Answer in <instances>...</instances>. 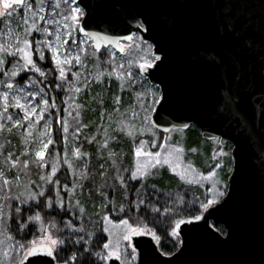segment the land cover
Instances as JSON below:
<instances>
[{
	"label": "water",
	"instance_id": "water-1",
	"mask_svg": "<svg viewBox=\"0 0 264 264\" xmlns=\"http://www.w3.org/2000/svg\"><path fill=\"white\" fill-rule=\"evenodd\" d=\"M217 2L75 0L84 11L77 32L91 40L95 51L110 46L124 54L126 43L139 34L143 42L152 45L153 57L160 55L158 48L167 52L160 68L150 64L139 67L140 74L160 91L150 114V122L159 132L192 124L204 139L218 138L221 146L231 143L232 167L225 195L215 204L206 203L201 212L175 221L180 244L167 255L159 249L154 233L132 229L127 242L137 254L134 264H264V94L257 87L245 94L239 109L222 106L225 69L206 54L222 52L215 33ZM236 3L247 6L245 12L250 9L258 17L264 15V10L252 7L264 0ZM137 20L144 22L147 30L138 28ZM227 74L229 81L234 80L230 68ZM256 76L264 79L259 71ZM193 216L200 219H190ZM218 224L224 227L223 233ZM65 262L58 261L55 254L26 252L17 264ZM104 264L123 263L118 255L110 254Z\"/></svg>",
	"mask_w": 264,
	"mask_h": 264
},
{
	"label": "rangeland",
	"instance_id": "rangeland-1",
	"mask_svg": "<svg viewBox=\"0 0 264 264\" xmlns=\"http://www.w3.org/2000/svg\"><path fill=\"white\" fill-rule=\"evenodd\" d=\"M27 2L33 3L35 8V5L40 0H27ZM57 3H59V7L56 12H52L51 9ZM48 4L49 6L47 7ZM74 6L80 7L78 4H74L73 0H43L41 7L44 8V11L41 15L45 19L43 22L44 28H48L50 31L43 32L39 46H37V41L34 42L30 36L31 30H33L30 27L31 19H29L28 24L22 22V18L30 16V10H27L24 6L20 9H16L13 6L14 11L10 16L0 17V62H3L2 54L5 55L4 46L20 47V43L16 41V37L20 36L21 40L27 38L32 41L30 45L32 59L33 53L40 56L41 51L45 53L46 49H49L52 56L58 54L61 57L64 67L65 64L71 62L73 66L76 65L73 74L75 85L65 97L62 110L54 114L56 120H59V114L62 116L60 119L62 120V133L64 136L67 133L68 138L71 140L69 151L66 147L64 151L58 152L60 157L55 152L48 153L47 151H50L48 146L52 143H49V140L52 141L50 125L53 119L52 114L48 112L49 109H46L45 104H43L45 99L41 96L40 91L37 90V83L28 78L23 83H19L20 75L25 74V68L23 67L16 71L15 76L11 74L18 66L17 61L24 62V57L19 55V53L8 52L13 56V67L6 71L9 74L2 72V66L0 67V73H2L0 77V125H3V127H0V154L4 156V151H7L3 149L5 145H3L1 140L6 130H14L18 141L23 147V151L22 149H12L6 152L7 154L4 157H7L6 161L8 160V163L4 162L5 159L0 158V264H11L12 257H9L10 255L6 253L17 255L21 252L22 258L27 252V248L24 251H20V245H27L28 242L33 240L40 243L39 237L48 232H51L53 237H57L59 233L56 221L52 218H46L40 221V233L36 237L24 243H11L9 245L4 240L5 236H3V226L7 220L5 199L13 198L14 196L25 198L27 196L30 197L32 194L33 198H36L43 194L44 186L51 183L57 198L55 202L62 206V203H60L62 201L65 204V211L70 214L72 208L69 200L74 192V180L81 178V183L84 182L86 176L81 177V173L88 168V161L91 158L88 156L89 152L84 149L87 145L84 142L85 139L91 141L92 138H103L100 146H106L108 141H113L117 145L119 140L131 137L136 145H134L132 152L133 159L130 161L131 168L129 166L130 170L127 174L128 176H126L128 180L138 178L141 181L148 180L159 167L165 165L172 173L183 179V182L195 186L203 197L201 201H205V204L209 200L216 199L219 195L217 189L223 191L227 186V179L223 178L226 172L222 166L224 165V160L229 157L231 169V148L227 147V145L221 146L217 138L208 140L211 149L209 160L201 167L196 162H199L198 159H202L204 155H202V152L200 153L198 147H188L187 128H173L169 132L163 133L159 132L151 124L150 114L160 97V91L157 86L150 84L148 79L140 74L139 67L154 58L152 45H144L145 42L137 34L130 42L126 43V52L124 54L118 53L112 47H107L102 53L97 52L92 47L91 40L87 36L80 35L77 32V26L69 18V10ZM0 8H2L1 5ZM82 15L79 17L80 19ZM35 18L38 24L39 21H42L39 16ZM26 28L29 30L27 36H25ZM53 47L58 48V53H53ZM77 58H79V63H77ZM69 60L70 62H68ZM10 64L11 62L7 64V68ZM67 73L66 71L65 74ZM98 74L100 75L99 80L96 79ZM112 77L118 80L119 91H124L128 94L133 93L135 101L129 105L130 108L128 109L110 113L111 116L106 118L102 117L101 120H105V122L92 129L94 131L93 134L87 137L86 133H82V129L86 128V124L83 122L80 112V94L86 89V83H89L90 87H98L99 92H101L102 79L110 80ZM9 80L12 81L11 88L9 87ZM60 85L61 87H57V90L59 88L58 93H60L61 89L65 91L64 84L61 83ZM21 89H23V92L20 91ZM4 92L9 93L7 103L4 100ZM33 92H37L38 95L33 96ZM88 94L91 95L88 103H91L94 95L91 90L88 91ZM17 96H19L18 101L15 99ZM29 100L32 101L31 105L28 104ZM54 106L53 104L52 107ZM32 107L36 108V112L27 120H24L23 118L27 114L24 109L28 108L31 110ZM41 109L44 111L41 112ZM53 110L55 109L53 108ZM37 115H39V119H37ZM16 120H21L22 123L16 124ZM65 128H67V131L64 130ZM77 128H79V131H77ZM88 129L86 128L85 131ZM80 135L81 138L79 137ZM203 140L205 141L201 142L202 149L208 144L206 142L207 139ZM142 141L144 142L143 144H141ZM42 144H47L48 146L45 149L44 157H38L36 156V151L39 150ZM137 148H142V152L138 154ZM25 149L28 151H25ZM77 151L79 155L76 154ZM145 153H159V156H148ZM15 156L16 159L14 158ZM62 158H64L65 162L63 167L62 165L59 166V163L63 162ZM13 161H16V163H13ZM60 167L66 168L69 179L68 185L62 184L61 187L55 183L54 179L56 172L58 173L61 169ZM54 168L55 172H53ZM137 170L143 171L144 175H134ZM209 173H212V175L210 176ZM60 174L65 175V169ZM80 187L82 186H77L76 188ZM104 218L106 221L104 229H106L108 234L106 243L109 244V248H105L103 253L105 262L110 253L115 251L123 264H133L136 260V255H132L133 251L128 247V242L124 237L134 228L153 231L138 221L134 222V224H122L121 222L110 220L108 215ZM53 225L55 226L53 227ZM128 225L132 226L131 229Z\"/></svg>",
	"mask_w": 264,
	"mask_h": 264
},
{
	"label": "trees",
	"instance_id": "trees-1",
	"mask_svg": "<svg viewBox=\"0 0 264 264\" xmlns=\"http://www.w3.org/2000/svg\"><path fill=\"white\" fill-rule=\"evenodd\" d=\"M34 20L37 23V19ZM30 21L32 22V19ZM44 21L45 19L39 21V24L37 23L39 31L36 29L31 30L30 36L34 42L42 41ZM144 45H150V43ZM106 48H102L99 52L102 53ZM12 57L11 54L6 52L5 55L2 54L3 62H0L2 72L9 74L6 71L13 67ZM33 60L36 67H39L41 71L37 72L35 67L30 65L24 69L25 74L20 75L19 83H23L27 78L36 82L37 90L40 91L44 99L48 100L45 108L49 109L48 112L52 114L53 120H51L50 125L52 143L48 146L50 151H47L48 153L55 152L59 156L58 152L64 151L66 147L69 151L71 140L68 138L67 133H65V136L62 133V120H60L62 116L59 114V120H56L54 114L62 110L65 97L75 85L73 74L76 65L73 66L72 62L65 64L68 73L65 74L64 79H61L59 66L53 60L49 49H46L43 59L33 53ZM9 62L11 64L7 68ZM1 76L2 73H0ZM61 83L64 84L65 91L61 89L58 93L59 88L57 90L56 85ZM88 87H90L89 83H86V89L79 97L82 120L86 124L85 127L89 128L87 131H85L86 128L82 129V133H86L87 137L93 134L92 129L105 122V120H101L102 117L106 118L115 111L120 110L121 112L128 109L130 108L129 105L135 101L133 93L128 94L119 91L118 80L113 77L110 80L102 79L101 92H99L98 87L87 89ZM89 90L94 95L91 103H88L91 99V95L88 94ZM53 100L55 101L54 107H52ZM15 134L14 130H6L3 134L4 137L1 138L3 145H5L3 149L7 150L4 151V156H6V152L12 149H22L23 151L22 144ZM186 134L189 139L187 142L188 147H198L200 153L202 152V155H204L202 159H198L199 162H196V164L201 167L204 166L209 160L211 150L209 141H206L208 144L202 149L201 142L205 140H203L199 129L195 125H190L186 130ZM79 137L81 138V135ZM102 140L103 138H92L91 141L84 140L87 144L84 149L89 152L88 156L91 158L88 161V168L81 173V177L86 176L84 182L81 183V178L74 180V192L69 200L72 208L70 214L65 211V204L62 203V206H60L55 202L57 198L51 183L46 184L43 194L36 198H33L32 194L30 197L25 198L14 196L15 198L5 199L7 220L3 226V236H5L4 240L9 245L11 243H24L36 237L40 233V221L52 218L56 221L59 229L58 237L65 241L63 245H58L54 250L58 261H66L70 264H104V244L108 241V234L104 229L106 224L104 217L108 215L110 220L118 222L127 220L128 224H134L138 221L149 227L157 237L159 249L165 254L172 253L178 247L179 238L172 233L173 224L179 218L197 214L202 210L205 201H201L203 198L201 193L192 184L183 182V179L172 173L165 165L159 167L148 180L141 181L139 178L128 180L126 176H128L130 170V161L133 159L132 152L136 143L131 137H126L121 141L119 140L117 145L113 141H108L106 146H100ZM226 145L230 148L229 143ZM4 156L0 154V158L5 159V162L7 157ZM14 158L16 159V156ZM62 161L59 166L62 165L63 167L65 165L64 158H62ZM224 161L222 168L226 175L223 178L227 179L231 160L227 157ZM6 163H8V160ZM62 167L54 177L55 183L59 187L62 184L68 185L69 183L66 168ZM64 169L65 175L60 174ZM77 186L82 187L76 188ZM17 209H19V212H17ZM37 214H39V219H35ZM216 227L221 232L225 230L222 225L218 224ZM21 254V252L17 255L11 253L9 256L12 257L11 264H17ZM73 254L76 257L75 260L72 259Z\"/></svg>",
	"mask_w": 264,
	"mask_h": 264
},
{
	"label": "snow or ice",
	"instance_id": "snow-or-ice-1",
	"mask_svg": "<svg viewBox=\"0 0 264 264\" xmlns=\"http://www.w3.org/2000/svg\"><path fill=\"white\" fill-rule=\"evenodd\" d=\"M73 3L75 4V0H73ZM41 4H43V0H40V2L37 3L34 8L33 3H28L27 0H2V8H0V17L10 16V14L14 11V5L24 6L27 10H30V16L28 18H22V22L24 24H28L29 19H32L30 25L31 29H36L37 31H39V29L37 28V23L33 18L39 16L41 20L44 19V17L41 15V13H43L44 11V8L41 7ZM58 7L59 3H57L56 6L51 9L52 12H56V9ZM246 7L247 6L245 5H240L236 3V0H218L216 4L217 23L215 33L218 37H220V40H218V44L221 46L222 52L217 54L206 53L211 57V59L215 62L218 67L225 69L224 79L226 83L222 88V106H232L236 109L240 108V105L244 100L245 94L254 91L257 87H259L261 93L264 94V79H257L256 76L257 71H259L261 76H264V15L258 17L254 15L250 9L245 12L244 9ZM252 7H259L260 9L264 10V3H258L253 5ZM82 14L83 9L80 7L74 6L69 10V18L71 19L72 23L77 26V28H80L81 20L79 17ZM139 15L142 16L143 14L141 13ZM133 19L135 20L136 17H133ZM144 20H147V17H144ZM137 27L140 29H145L144 22L137 20ZM149 27H151L150 21ZM43 30L45 32L50 31V29L48 28H44ZM28 31L29 30L26 28L25 36H27ZM93 35L96 34L93 33ZM16 41L20 43V47L14 48L11 45H7L3 48V51L6 53L15 52L19 53V55L24 57V62L17 61L18 66L16 70L13 71L11 74L15 76L16 71H19L21 67L28 68L30 65L32 67H35L37 72H40L41 69L39 67H36L35 61L32 59L30 49L32 41L27 38H23L21 40L20 36L16 37ZM57 43H59V41H57ZM37 46H39V41H37ZM49 46L51 47V45ZM97 47H99V45H97ZM52 51L53 53H58V48L53 47ZM157 51L160 53V55H154V58L150 62L141 64L140 67L142 69L149 66V64L155 65L158 69L165 63L167 59V52L162 47L158 48ZM40 58H44V53L42 51L40 52ZM53 60L60 68V78L64 79L67 69L63 66L61 57L58 54L53 55ZM157 61H159V63H157ZM68 62H70V60ZM77 63H79V58H77ZM228 68L232 70L234 80L229 81V76L227 74ZM96 79H100L99 74L96 75ZM11 86L12 81L9 80V87L11 88ZM56 87H61V85L57 84ZM20 91L23 92V89H21ZM8 95V92H4L3 94L5 103H7ZM32 95L37 96L38 93L33 92ZM15 99L18 101L19 96L15 97ZM161 99H164V94H161ZM28 104L31 105L32 101L29 100ZM43 104L47 105L48 100H43ZM53 104H55L54 100ZM24 111L27 114L24 116L23 119L27 120L36 112V108L32 107L31 110L25 108ZM43 111L44 110L41 109V112ZM39 118V115H37V119ZM15 123L21 124L22 121L16 120ZM0 127H3V125H0ZM64 130L67 131V128H65ZM77 131H79V128H77ZM51 142L52 141L49 140V143ZM143 143L144 142L142 141L141 144ZM47 146V144H42L39 147V150L36 151V156L44 157L45 149H47ZM25 151L28 150L25 149ZM141 152L142 148H137V153L139 154ZM76 154L79 155V152L77 151ZM145 155L159 156V153H145ZM13 163H16V161H13ZM25 163H27V161H25ZM53 172H55V168L53 169ZM134 175L143 176L144 172L137 170ZM209 175L211 176L212 173H209ZM49 179H51V177H49ZM57 183L59 182L57 181ZM217 191L219 195L216 197L215 200H209L208 204H215L216 200L225 195V193L221 189H217ZM60 203L63 202L61 201ZM202 207H207V205H202ZM17 212H19V209H17ZM35 219H39V214L36 215ZM190 219L199 220L200 216H193ZM121 223L127 224L128 222L127 220H124L121 221ZM54 226L55 225H53V227ZM73 227L75 226L73 225ZM128 227L131 229L132 226L128 225ZM172 233L173 235H177V228L174 227L172 229ZM124 239L127 240L130 239V237L125 236ZM39 240L41 241L40 243H38L36 240H33L28 242L27 245H20L19 250L24 251L25 248H27L28 255H39L41 253L54 255V250L56 249V247L65 243V241L60 237H53L51 232L41 235L39 237ZM104 247L109 248V244L105 243ZM6 254L11 255V253ZM110 254L113 256L118 255V253L115 251H112ZM132 255H136L135 251L132 252ZM75 258V254H73L72 259L75 260ZM65 264H67V262H65Z\"/></svg>",
	"mask_w": 264,
	"mask_h": 264
}]
</instances>
